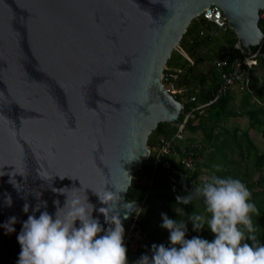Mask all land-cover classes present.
Returning a JSON list of instances; mask_svg holds the SVG:
<instances>
[{"label": "water", "instance_id": "water-1", "mask_svg": "<svg viewBox=\"0 0 264 264\" xmlns=\"http://www.w3.org/2000/svg\"><path fill=\"white\" fill-rule=\"evenodd\" d=\"M212 5L254 55L264 0H0V264H18L29 215L63 206L53 188L125 190L118 211L131 221L143 201L126 197L149 138L185 108L165 90L164 67Z\"/></svg>", "mask_w": 264, "mask_h": 264}, {"label": "clouds", "instance_id": "clouds-1", "mask_svg": "<svg viewBox=\"0 0 264 264\" xmlns=\"http://www.w3.org/2000/svg\"><path fill=\"white\" fill-rule=\"evenodd\" d=\"M251 82L249 80L241 90H250ZM215 168L218 172L223 170L220 164ZM88 189L92 188L83 185L71 189L53 188L54 192L66 197L63 206L59 199L53 202L56 206L54 216L47 210L40 212L41 205L37 204L33 212H40L39 217L29 215L18 236L22 248L18 264H129L124 242L125 226L118 211L122 199L119 193L125 190L92 189L105 205L98 209L105 223L110 225L105 231L99 218L93 217L97 209L89 202ZM195 197L204 198L205 210L210 214L206 225L215 239L211 242L200 237L186 239L188 222H192L194 230L198 231L205 226L203 215L193 213L187 219L181 216L179 221H174L162 213L161 227L169 230L171 246L153 244L151 257L142 255L134 264H264V244L256 243L257 238L252 234L256 231L252 216L259 215V210L251 202L252 192L241 180L213 175L189 194L178 195L177 204L189 205ZM7 203L11 206L10 197ZM43 206L46 208L47 202ZM124 207L132 211L131 204L126 203ZM28 210L29 206L25 204L24 211ZM127 218L125 213L123 219ZM10 219L15 222V217ZM247 240L252 243L245 242Z\"/></svg>", "mask_w": 264, "mask_h": 264}, {"label": "trees", "instance_id": "trees-1", "mask_svg": "<svg viewBox=\"0 0 264 264\" xmlns=\"http://www.w3.org/2000/svg\"><path fill=\"white\" fill-rule=\"evenodd\" d=\"M261 30L264 31V21L261 20L259 24ZM232 34V35H230ZM238 38L228 29L226 32L216 28L214 23L201 18L199 22L194 20L186 34L183 36L180 45L176 51H173L171 59L168 61L165 68V73L170 71L177 73L180 71L176 80V88H185L189 92V96L195 97V102H185L184 111L180 117V121H183L187 114L190 113L194 108L199 105L208 104L211 100L217 96L221 86V76L214 67L215 60L229 61L228 69L231 70V64L236 59H243L245 55L241 51L237 50ZM260 49V55L258 56L257 66L250 71L251 82L250 90H228L225 94L215 101V103L206 106L203 109L197 110L193 113L194 118H189L185 127V134L189 132L191 138L186 139V144L198 142L202 145V150L198 152V155H203V162H199L194 171L185 170L183 165H180L176 157L166 156V161L173 162L175 171L167 172L162 165L156 168L154 172L153 160L145 161L142 174L146 178H153V184L151 186L147 184H140L132 182L128 190L127 200H145L142 210L141 227L146 237L156 244H164L170 247V232L167 229L161 227L163 224L162 213L166 214L170 219L179 221L182 217L187 219L188 215L193 213L199 215H207L199 206L195 198L190 202L189 205L177 204L176 197L178 195H187L194 190L197 186H202L204 183L200 181V176L204 172L214 173V175L221 178L232 177L241 180L248 189L252 192L251 202L255 203L259 215L253 214V225L256 231L252 233L256 236V243L264 244V199L262 196L264 192H257L256 189L260 186H264V178L261 177L256 183H249V173H243L239 169V173H233L232 167H235V159L233 162H226L222 165V171H216L215 165L221 162H211L214 158L211 155L213 152H221L220 146L223 147V143L232 140L236 141V145H232L237 149L242 161H252V169L257 171L264 170V151L261 153L256 144L251 140L250 134L245 132L243 137H239V132L235 131L231 133L228 129L230 122L237 117H245L248 119V124L251 129L261 132V136L264 139V80H261L255 75L257 67L263 70L264 77V43L261 47H252V53L257 52ZM228 53L226 54V51ZM183 52V53H182ZM185 52L187 55H185ZM189 57V59L187 58ZM193 63H191V61ZM253 90V91H252ZM187 92H183L182 96H186ZM238 94H242L241 102L238 108L235 107ZM178 97V91L174 94ZM180 96V95H179ZM254 98V100H253ZM177 100L184 103V100L177 98ZM199 119V124L194 125L195 120ZM166 124H159L158 128L152 133L155 134L152 140L149 138V147H153L157 144L160 132ZM248 128V131L249 129ZM170 131L174 130V126L169 125L166 127ZM201 132L203 140L198 139L194 134ZM224 137L223 142H220L221 138ZM240 138H243L246 144L240 142ZM180 144V143H179ZM212 149H210V147ZM234 149V148H233ZM210 151V152H209ZM230 153L228 154V157ZM235 156V155H233ZM233 158V157H232ZM231 159V158H228ZM249 162H245L247 171L250 170L248 167ZM174 179V181H173ZM178 212H177V210ZM203 213V214H202ZM182 216V217H181ZM209 217V216H208ZM193 237H200L207 239L210 242L215 239L214 233L211 232L210 228L206 225L200 230H194L192 222L187 224L186 239H192ZM245 242L252 243L247 240ZM147 250L139 251L133 256H128L129 264H134L135 261L139 260L142 255H148L151 257L152 254L147 253Z\"/></svg>", "mask_w": 264, "mask_h": 264}, {"label": "built area", "instance_id": "built-area-1", "mask_svg": "<svg viewBox=\"0 0 264 264\" xmlns=\"http://www.w3.org/2000/svg\"><path fill=\"white\" fill-rule=\"evenodd\" d=\"M221 14L222 11L220 10V8L212 5L210 9L206 10L202 14V16L197 17L195 20L199 22L200 19H203L204 16L205 19H208L209 21L214 23L216 28L226 32L229 29L228 22L221 16ZM261 20L264 21V10L261 11ZM235 48L239 49L241 53L245 55V58L234 60L230 67L232 71L227 72L229 62L216 60L214 63L215 67L217 68L216 70L220 74L222 80V87L220 88L215 99L211 100L208 104L199 105L194 108L190 113L187 114L186 118L183 121L171 124L174 126L173 131L166 129L168 125H166V127H163V130L162 132H160V136L157 139V144L153 147H149L150 154L147 161L153 160L154 162L155 168L153 170V176L156 173V168L160 165H162L167 172L175 171L176 165L173 162L166 161L164 159L166 156L176 157L178 161L176 163L183 165L185 170L187 171H194L197 164L199 162H203V155H198V152L202 150V145L198 142L192 143L190 145H187L185 143L187 139L185 134V127L188 119L193 115L195 111L203 109L206 106L215 103L220 95L225 94L228 90L233 91L238 88L245 89V87L248 85L251 75L250 71H252V69L257 66L256 59L257 55H259V51L255 52L254 55L248 54L244 51L242 45L239 43L235 46ZM227 53L228 50L226 51V54ZM179 73L180 71H177V73L170 71L169 74L165 76V81L169 84L168 92L173 94L175 91H178V97H175L184 100V104L185 100L186 102H195V97L190 98L188 96H182L183 92L186 91L185 89L175 87L176 80L178 78L177 74ZM139 173L134 175V182L147 184L149 186L153 184V176L151 178H146ZM207 174L208 173L206 172L201 174L199 179L202 183H205L210 178L209 175V177H207ZM145 200L146 199L143 200L141 207L133 212L131 221L125 225L124 242L125 246L128 249V256H133L137 252L144 250H147V253L152 254V245L156 244L146 237V234L143 232V229L141 227L142 210Z\"/></svg>", "mask_w": 264, "mask_h": 264}, {"label": "rangeland", "instance_id": "rangeland-1", "mask_svg": "<svg viewBox=\"0 0 264 264\" xmlns=\"http://www.w3.org/2000/svg\"><path fill=\"white\" fill-rule=\"evenodd\" d=\"M261 29H262V27H261ZM230 35H232V34H230ZM185 55H187L186 52H185ZM255 75L258 76L261 80H264L263 70L260 69L259 67H257V69L255 71ZM241 97H242V94H238L237 100L235 102V104H236L235 107L236 108H238V106L240 105ZM253 100H254V98H253ZM185 102H186V100H185ZM191 118H194V115H192ZM248 122H249L248 119L245 118V117H243V118L237 117V118L233 119L230 122V124L228 125V129L231 131V130H233V128H239L241 131L244 130L245 132H248V128H250ZM198 124H199V119H196L194 125H198ZM262 129H264V125H263ZM249 130H250L249 133H250L251 140L256 144V146L258 147L259 151L262 153L264 151V139H263V137L260 134L261 132L256 131L254 134H251L254 130L251 129V128ZM191 135L192 134H189V132H187L186 137L187 138H191ZM242 135H244V134H242V133L239 134V137H243ZM193 136H196L198 139L203 140V135H202L201 132H198L197 134H194ZM154 137H156V135L152 134L150 136V139L152 140ZM223 139H224V137L221 138L220 142H223ZM239 140H240V142L246 144V142H245V140L243 138H240ZM232 145L233 146L236 145V141L232 140V138H231L230 141H227V142L223 143V147L220 146V151L221 152H217V153L213 152V149H212L213 146L212 147L209 146L210 149H212L211 155L214 158L211 162H221L219 164L224 166V164L226 162H233L232 159H235V161H237L235 167L233 165H231L233 173H237L238 174L239 173V169H241V171L243 173H245V172H247V174L249 173V178L251 179V181L249 183H256L261 177L264 178V170L257 171L255 169H252L253 168L252 163H251L252 161H250V160H246V161L243 160L242 161V159L239 156V153H238L237 149H235V147L231 148ZM229 153H230V156L228 157ZM233 155H235V156H233ZM228 158H231V159H228ZM245 162H249L248 165H247L248 167H250L249 171H247V168L245 167V164H244ZM206 173H208V172L206 171ZM208 175L211 177V176L214 175V173H210V174L208 173L207 177H209ZM239 175L242 176L240 173H239ZM256 191L257 192H261V191L264 192V186H262V187L260 186L259 188L256 189ZM262 199H264V195L262 196ZM195 200L197 201L198 206L205 213H207L206 210H205L206 206H205L204 198L203 197H195ZM208 216H210V214H208ZM208 216L206 214L204 215L206 221L208 219Z\"/></svg>", "mask_w": 264, "mask_h": 264}, {"label": "bare ground", "instance_id": "bare-ground-1", "mask_svg": "<svg viewBox=\"0 0 264 264\" xmlns=\"http://www.w3.org/2000/svg\"><path fill=\"white\" fill-rule=\"evenodd\" d=\"M260 22H261V12H260ZM189 28V27H188ZM187 32V31H186ZM186 34V33H185ZM184 34V35H185ZM183 39V38H182ZM181 43V42H180ZM263 43H264V39H263V42L261 43V45H259L258 47H261L262 45H263ZM178 48V47H177ZM174 51H176V50H174ZM259 51V55H260V49L258 50ZM257 51V52H258ZM173 53V52H172ZM259 55H257V58H258V56ZM172 56V55H171ZM171 59V58H170ZM169 59V60H170ZM168 60V61H169ZM168 63V62H167ZM166 66H167V64L165 65V67H164V70H163V78H162V81H163V85H164V88H165V90H167L168 91V88H169V84L165 81V76L167 75V74H169V73H165V68H166ZM177 91H175L174 93H173V95L176 93ZM169 125H171V124H169ZM173 126V125H172ZM149 154H150V152H149Z\"/></svg>", "mask_w": 264, "mask_h": 264}, {"label": "crops", "instance_id": "crops-1", "mask_svg": "<svg viewBox=\"0 0 264 264\" xmlns=\"http://www.w3.org/2000/svg\"><path fill=\"white\" fill-rule=\"evenodd\" d=\"M182 89H185V88H182ZM186 90V89H185ZM187 91V90H186ZM186 96H188L189 97V92L187 91V94H186ZM241 118V117H240ZM235 131H238L239 133L238 134H244L245 133V131L243 130V131H241L239 128H233V130H231V133H234ZM250 131V130H249ZM249 131H248V134H250L249 133ZM253 131V130H252ZM256 131L254 130L251 134H254Z\"/></svg>", "mask_w": 264, "mask_h": 264}]
</instances>
